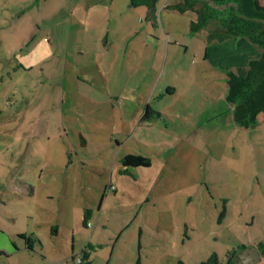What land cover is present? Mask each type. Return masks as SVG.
Returning a JSON list of instances; mask_svg holds the SVG:
<instances>
[{
	"label": "rangeland",
	"instance_id": "obj_1",
	"mask_svg": "<svg viewBox=\"0 0 264 264\" xmlns=\"http://www.w3.org/2000/svg\"><path fill=\"white\" fill-rule=\"evenodd\" d=\"M256 1L0 0V220L44 246L22 262L91 242V264L227 263L264 242V110L240 126L204 61V28L264 50ZM127 153L151 166L123 174Z\"/></svg>",
	"mask_w": 264,
	"mask_h": 264
},
{
	"label": "trees",
	"instance_id": "obj_2",
	"mask_svg": "<svg viewBox=\"0 0 264 264\" xmlns=\"http://www.w3.org/2000/svg\"><path fill=\"white\" fill-rule=\"evenodd\" d=\"M151 5L152 0H145ZM158 1V0H155ZM218 1V0H212ZM258 10H264V5L255 2ZM157 18V16H155ZM193 31V30H192ZM228 91L226 101L231 103L234 118L240 126L251 127L257 123V116L264 110V50L260 51L257 58L251 59L246 66H240L236 69L227 71ZM160 114V113H159ZM154 112L150 106L146 109L143 119L150 118ZM124 174L129 173V168L150 167L151 159L139 153H127L121 159ZM88 215L83 218V224L86 226ZM29 243L32 238L29 237ZM261 255H264V242L258 245ZM229 261L223 263L218 253H213L207 259L197 264H240L235 260L237 253L229 252Z\"/></svg>",
	"mask_w": 264,
	"mask_h": 264
},
{
	"label": "crops",
	"instance_id": "obj_3",
	"mask_svg": "<svg viewBox=\"0 0 264 264\" xmlns=\"http://www.w3.org/2000/svg\"><path fill=\"white\" fill-rule=\"evenodd\" d=\"M154 13L156 16V12H154ZM193 18L194 19H191V24H192V21L196 20V16L194 15ZM204 29L207 30V35H206L207 46L204 49V56H205L204 61L207 60V57L209 55V50L211 48L214 51L218 50V54L216 55V58L214 60V65L219 66L223 69L228 68L226 70V71H228V70L236 69L237 67H240V66H246L247 63L251 59L257 58L260 55V52L257 49V46H255L250 40H248L247 37L243 36L242 34L231 35V36H227V37L225 36V37H221V38L216 39V38L210 37V32H209L208 28H204ZM234 44H236V45H234ZM223 78L225 79V84H223L222 86L216 84L215 89L212 88V90H213L212 92L216 93V91H220V96L223 95L224 99H226V94L228 91L227 72L223 76ZM219 88H220V90H219ZM227 108H228V110L231 109L230 111H231L232 115H234L233 114L234 106L231 103L227 102ZM134 168H136V167H134ZM134 168L129 170V172L132 173V170ZM116 189H117V187H116ZM109 190L111 191V189H109ZM108 194H110V192L109 193L106 192V195H108ZM0 203H1V196H0ZM90 217H92L91 212L88 215V222H91L89 220ZM5 222L6 221L0 220V237L7 238L8 241L12 243V245L10 247L9 245L6 246V244H8V243H3V242L0 243V256H6L7 258H10L12 256L19 257L18 259L15 260L14 264H25L24 262H22L23 259L20 258V256H22V254L25 252V250L37 252L38 248H40L41 250L44 249L43 248L44 246L42 244V240L40 239L39 235L37 233H34V232L30 234V238H32L31 243H29V241H28L29 238L27 237V234L25 232H20V231L17 232L16 234H17L18 239H21V242L19 243L18 241L14 240L11 237V235L5 230V226H6ZM85 227H87L88 229L92 228V227H89L88 225H86ZM57 230H58V227H57ZM11 232L15 233V231H11ZM52 232L56 233V230L55 231L52 230ZM95 244L100 245L99 243H95ZM95 244L88 242L85 246V249L87 250V252H86V250L82 249L84 261L81 264H91L92 263L89 253L92 252V249L94 248L93 245H95ZM256 247L258 248L257 245H256ZM82 250H81V252H82ZM88 250H90V251H88ZM70 252L71 253L69 255L64 254V255H66L65 258L71 257V260H73L75 262L74 258L76 257L77 254H75L74 245L72 246ZM240 256L242 259L241 262L243 264H246L245 260H249L248 250ZM55 263L59 264L58 261H56ZM65 263L68 264V261H66ZM65 263H62V264H65ZM32 264H35V263H32ZM138 264H142V263L139 262Z\"/></svg>",
	"mask_w": 264,
	"mask_h": 264
},
{
	"label": "water",
	"instance_id": "obj_4",
	"mask_svg": "<svg viewBox=\"0 0 264 264\" xmlns=\"http://www.w3.org/2000/svg\"><path fill=\"white\" fill-rule=\"evenodd\" d=\"M151 4L155 6L156 5L155 0H152ZM248 252H249V260H245L246 264H250L251 262L258 260L261 256V253L259 252L256 246H253V248H249Z\"/></svg>",
	"mask_w": 264,
	"mask_h": 264
},
{
	"label": "built area",
	"instance_id": "obj_5",
	"mask_svg": "<svg viewBox=\"0 0 264 264\" xmlns=\"http://www.w3.org/2000/svg\"><path fill=\"white\" fill-rule=\"evenodd\" d=\"M112 188H115V187L112 186ZM87 225H88L89 227H93L92 222H88ZM84 250H85V248H84ZM74 260H75V264L83 263V261H84L83 257H79V258L77 259V256L74 258Z\"/></svg>",
	"mask_w": 264,
	"mask_h": 264
},
{
	"label": "flooded vegetation",
	"instance_id": "obj_6",
	"mask_svg": "<svg viewBox=\"0 0 264 264\" xmlns=\"http://www.w3.org/2000/svg\"><path fill=\"white\" fill-rule=\"evenodd\" d=\"M235 260H236L238 263L243 264V263L241 262L242 259H241V256H240L239 254L236 255Z\"/></svg>",
	"mask_w": 264,
	"mask_h": 264
}]
</instances>
